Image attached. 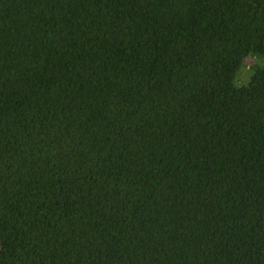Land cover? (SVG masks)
Returning a JSON list of instances; mask_svg holds the SVG:
<instances>
[{
  "label": "trees",
  "instance_id": "1",
  "mask_svg": "<svg viewBox=\"0 0 264 264\" xmlns=\"http://www.w3.org/2000/svg\"><path fill=\"white\" fill-rule=\"evenodd\" d=\"M0 264H264V0H0Z\"/></svg>",
  "mask_w": 264,
  "mask_h": 264
},
{
  "label": "rangeland",
  "instance_id": "2",
  "mask_svg": "<svg viewBox=\"0 0 264 264\" xmlns=\"http://www.w3.org/2000/svg\"><path fill=\"white\" fill-rule=\"evenodd\" d=\"M248 63L251 64V63H253V61L250 59V60H248ZM249 66H250V65H248L247 68H245V69L243 70V72H242V74H241L242 77L247 76V73H248V70H249V69H248Z\"/></svg>",
  "mask_w": 264,
  "mask_h": 264
}]
</instances>
